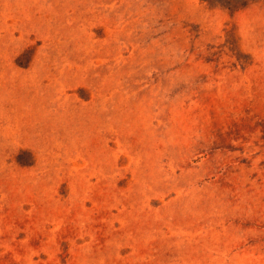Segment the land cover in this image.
I'll return each mask as SVG.
<instances>
[{
	"label": "rangeland",
	"instance_id": "374dc122",
	"mask_svg": "<svg viewBox=\"0 0 264 264\" xmlns=\"http://www.w3.org/2000/svg\"><path fill=\"white\" fill-rule=\"evenodd\" d=\"M0 264H264V0H0Z\"/></svg>",
	"mask_w": 264,
	"mask_h": 264
}]
</instances>
